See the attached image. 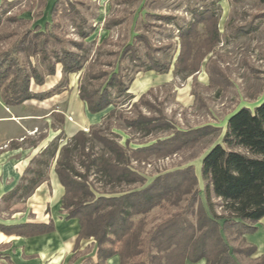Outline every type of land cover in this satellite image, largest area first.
<instances>
[{"label": "trees", "instance_id": "1", "mask_svg": "<svg viewBox=\"0 0 264 264\" xmlns=\"http://www.w3.org/2000/svg\"><path fill=\"white\" fill-rule=\"evenodd\" d=\"M200 1L201 5L190 7V19L179 26L175 57H167L171 43L156 47L145 33H138L131 42L120 45L115 51L116 62H108L107 68L96 65L97 55L89 60L86 38L94 28L87 25V18L73 0H68L67 6L75 13L80 39H66L56 33L54 18L59 0L53 3L52 20L45 22L44 29L38 24L21 31L0 29V41L11 39L0 48V99L4 104L52 96L68 87L70 74H78V95L91 113L111 106L99 124L79 129L59 146L64 137L61 130L30 160L20 182L1 196L3 209L27 198L46 179L55 160L54 171L64 188L61 211L67 219L77 218L79 224L72 258L79 253L82 239L92 238L96 245L95 260L89 256L82 264H107L115 254L119 264H185L201 260L204 264H264V254L253 257L256 245L245 238V234L257 230L264 216V101L253 108L241 106L228 117L221 141L201 159L202 189L192 164L159 173L147 184L130 164L131 160L147 161L192 149L208 136L222 132L221 126L209 123L187 129L177 127L158 103L147 98L152 87L130 103L135 115H126L127 109L122 107L133 98L128 89L138 71H170L173 76L185 78L204 65L207 88L224 91L231 85L227 71L210 55L221 40L218 5L215 1ZM7 10L3 8L0 14ZM41 14L39 11L36 16ZM254 16L243 24L229 21L227 36L247 35L256 26ZM6 18L17 20L16 15ZM156 18L168 22L177 17L159 14ZM119 21L117 17L108 18L106 26ZM104 43L102 40L98 45V52ZM159 51L164 57L158 55ZM126 58L132 65L124 71L120 64ZM57 64L61 66V77L56 85L32 91L30 83L42 84L46 75L56 72ZM191 94L195 102L203 103L198 89ZM140 105L150 114L143 113ZM114 118L143 136L157 131L169 133L132 147L130 139L124 144L117 141L119 135L112 131ZM91 171L109 189L97 190L89 178ZM122 185L127 188H115ZM155 209L167 214L155 217ZM53 229L52 219L48 223L0 224V230L7 234L25 236Z\"/></svg>", "mask_w": 264, "mask_h": 264}, {"label": "rangeland", "instance_id": "2", "mask_svg": "<svg viewBox=\"0 0 264 264\" xmlns=\"http://www.w3.org/2000/svg\"><path fill=\"white\" fill-rule=\"evenodd\" d=\"M68 0H59L58 12L55 15L56 33L64 36L66 39H80L75 26V13L67 6ZM77 9L87 18L88 26L94 28L93 32L86 38V45L89 48V60L96 59L97 66L107 68L108 62H116L115 51L120 45L131 42L138 33H145L153 46L159 47L167 43L172 46L167 57L171 54H177L179 26L190 19V7L201 5L200 0H73ZM206 2L215 1L218 5L219 22L218 27L221 32V40L210 54L216 59L220 67L227 71L231 85L227 90L217 91V88L209 89L208 74L204 65L200 71L187 77L173 76L169 71L168 80L161 83L152 84V93L147 98L156 105H160L163 113L175 122V125L182 129L196 127L202 124H212L222 127V132L215 136H208L200 144L192 149L178 151L163 158L150 157L147 161L138 162L131 160L130 164L146 179L145 184L150 182L159 173L183 167L192 164L194 168L200 163L204 154L215 144L221 141V136L225 128L228 117L241 106L253 108L255 105L264 101V0H242L239 3H231L229 0H205ZM52 6V5H50ZM48 0L42 5V0H19L8 5V10L0 14V29L21 31L23 28L40 25L44 29L46 21H51V8L48 10ZM42 12L38 17L36 13ZM2 10L0 11V13ZM172 15L177 18L166 22L157 19L156 15ZM7 15H16L17 20L10 21ZM257 15V16H254ZM254 16L253 24L255 28L245 36H227L229 21L237 24H243ZM111 17L120 19L119 23L107 27L106 20ZM11 39L0 41V48L5 47ZM105 40L104 46L98 52V45ZM141 53L144 52L143 48ZM99 53V54H98ZM159 56L164 57V53L159 51ZM113 64V63H112ZM123 70L132 63L126 58L120 64ZM60 64H57L56 71L59 77ZM130 71V73L134 74ZM142 71L135 73L134 77L139 76ZM153 73V72H152ZM168 73V72H167ZM156 77H161L165 73H155ZM78 74L69 75V85L75 86ZM148 81H154L153 78H147ZM196 88L201 94L202 102L194 101V95H190ZM190 96L193 100L187 99ZM188 100V101H187ZM125 103L122 107L126 110L124 113L129 116L135 115V109L131 107V102ZM158 103V104H157ZM161 103V104H160ZM140 109L145 114L150 111L143 105ZM108 110L106 109L104 113ZM47 116H40L34 120L33 142L42 140L52 131L49 129ZM9 122H0L8 124ZM112 131L117 133V141L121 144L126 139H130V146L151 142L156 138L165 137L167 131H157L150 135L143 136L141 132L132 131L124 126L118 119L112 121ZM62 140H65L63 138ZM98 145L95 150L98 149ZM54 165L52 161L50 167ZM79 167V166H78ZM82 169V168H80ZM199 175V172H198ZM200 177V175H199ZM89 178L95 183L97 190L109 189L104 186L98 177V174L91 171ZM201 179V178H200ZM202 179L199 180V187H203ZM138 185V184H135ZM134 186V185H133ZM116 189H125L127 186H117ZM203 195L202 191L200 192ZM213 201L218 202L217 199ZM21 206H18L12 214L0 210V219H24L35 218L30 213L21 212ZM216 210L220 211L217 205ZM36 214V207L34 208ZM167 214V211L155 209L152 215L161 217ZM257 231V240L264 241V225ZM84 243V242H83ZM95 243L87 244L78 254L87 258H95ZM79 255V256H80ZM80 259V258H79Z\"/></svg>", "mask_w": 264, "mask_h": 264}, {"label": "crops", "instance_id": "3", "mask_svg": "<svg viewBox=\"0 0 264 264\" xmlns=\"http://www.w3.org/2000/svg\"><path fill=\"white\" fill-rule=\"evenodd\" d=\"M16 1L19 0H0V11ZM54 2L55 0H48V10L52 8L50 5H53ZM60 70L61 66L58 79H55L56 71L54 74L46 75L42 84L32 81L30 83L31 90L40 92L56 85L61 77ZM154 72L153 70L142 71L139 76L134 77L128 89L134 100L149 89L153 83L158 84L169 79V72L161 77H156ZM148 77L155 80L148 81ZM186 98L193 100L189 95ZM110 108L111 106L106 109L109 111ZM106 109L91 113L85 102L79 98L77 82L74 87L68 84L67 88L52 96L44 99L30 98L17 105H6L0 99V122H11L5 125L0 124V210L1 212L9 210L13 214L17 207L21 206V212L30 213L35 217L33 219L27 218V216L24 219H0V224L48 223L50 219L54 224L52 231L30 236L7 234L0 230V264H82L85 259L82 255L77 254L75 258H72L79 230L78 219H67L65 212L61 211V196L64 193V188L54 171V165L49 167L46 179L40 182L27 198L3 209L1 196L20 182L30 160L38 155L61 130L64 132V137L60 139L59 146L69 140L79 129L87 130L90 125L99 124L108 112L104 113ZM42 115L47 116L46 120H48L49 129L52 131L47 137L35 143L32 131L35 127L34 120ZM63 138L65 140H62ZM53 161L55 164V160ZM200 167L201 161L195 168L197 175L198 172L200 175ZM200 178L199 180H201ZM35 207L36 214L34 213ZM262 225H264V216L257 223V230L254 233L245 234L246 240L256 245L253 257L264 254V241L257 240L256 234L263 227ZM88 243L91 245L94 243L92 238L82 239L78 252H81ZM94 246L96 249L95 244ZM95 258L92 257L93 260ZM107 264H119L118 255L115 254L108 258ZM185 264H204V260L197 263L186 262Z\"/></svg>", "mask_w": 264, "mask_h": 264}]
</instances>
